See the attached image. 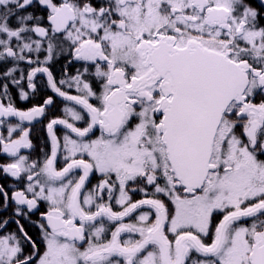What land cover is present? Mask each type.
Masks as SVG:
<instances>
[{
    "label": "snow or ice",
    "instance_id": "snow-or-ice-1",
    "mask_svg": "<svg viewBox=\"0 0 264 264\" xmlns=\"http://www.w3.org/2000/svg\"><path fill=\"white\" fill-rule=\"evenodd\" d=\"M0 154V264H264V0H0Z\"/></svg>",
    "mask_w": 264,
    "mask_h": 264
},
{
    "label": "flooded vegetation",
    "instance_id": "flooded-vegetation-1",
    "mask_svg": "<svg viewBox=\"0 0 264 264\" xmlns=\"http://www.w3.org/2000/svg\"><path fill=\"white\" fill-rule=\"evenodd\" d=\"M64 63H65V59L59 58L57 60V62L52 65V71L54 72V75L56 76L57 80H59L62 76V66L64 65ZM8 66L10 67L12 65L9 64ZM21 67L25 69V72L27 71V68L25 65L21 64ZM76 67H79V64H73L69 68V72H74ZM15 75L18 76L19 73H16ZM43 80H44L43 76L37 77V82L39 85V91L35 95H30V98L28 100H20L19 95H18V90L15 89L14 87L11 89L13 100H14L16 106L22 110H26L35 104L42 103L43 99L49 95H52L54 97V99L56 100V104L51 106L48 109L47 115L45 117H43L39 123L33 122V124L31 125V129H32L31 130V140H32L33 145H34V142H36V145H34V149H32V150H26V149L22 150V154L30 155L31 158H33V159H35L37 157V155L40 154V148L38 147V144L40 142H42V140L44 139V135L42 134V132H43L42 128H45L44 126L47 124L48 120H50L54 116H62L63 115L61 109L63 108L64 103H65L62 101L61 98L55 97V94L52 93L50 89L44 88L43 84L41 83V81H43ZM25 89L27 90L26 84H25ZM71 91L73 94H75L74 89ZM13 122H15V121H13ZM24 126L29 127L27 122L24 123ZM57 132H58V135H62V133H63L62 126H57ZM16 135L18 136L19 133H17ZM40 146H41V148H43L44 144L42 143V144H40ZM8 162H10V159L4 154H0V164H6ZM97 179H98L97 176H93L91 178V182L88 186L91 187L92 184H95L97 182ZM14 182L15 181L13 178L5 176L3 174V172L0 171V184H3L7 187L8 184L14 183ZM140 198L141 197L139 194H136L133 196L134 200L140 199ZM13 207H14V205L10 206L7 211H0V220H2L4 218H8L9 215L13 211ZM43 210H44V205L41 204L40 211H43ZM38 218H39V212H35V213L31 214L30 220L24 219L23 217L19 218L20 223L24 225L25 231L34 240H36L38 235H39V229L30 221H36ZM14 219H16V218L15 217L13 218V222H10L7 225V227L4 229V232H18V228H17L16 223L14 222ZM30 250H31L30 246H25V253L29 252Z\"/></svg>",
    "mask_w": 264,
    "mask_h": 264
},
{
    "label": "trees",
    "instance_id": "trees-1",
    "mask_svg": "<svg viewBox=\"0 0 264 264\" xmlns=\"http://www.w3.org/2000/svg\"><path fill=\"white\" fill-rule=\"evenodd\" d=\"M43 129V132H42V134L44 135V139L42 140V142H40L39 144H38V147L41 149V146H40V144H44V146H43V148L45 149V151H47L48 150V145H47V133H46V129L45 128H42ZM57 134H58V132H57ZM34 145H36V142H34Z\"/></svg>",
    "mask_w": 264,
    "mask_h": 264
}]
</instances>
